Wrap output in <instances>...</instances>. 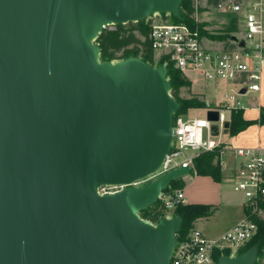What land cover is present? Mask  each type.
I'll list each match as a JSON object with an SVG mask.
<instances>
[{"label": "water", "instance_id": "obj_1", "mask_svg": "<svg viewBox=\"0 0 264 264\" xmlns=\"http://www.w3.org/2000/svg\"><path fill=\"white\" fill-rule=\"evenodd\" d=\"M181 2L0 0V264H169L181 219L152 224L139 212L190 169L97 189L159 168L180 105L164 65L101 61L95 40L155 14L181 20ZM256 258L254 245L216 264Z\"/></svg>", "mask_w": 264, "mask_h": 264}, {"label": "built area", "instance_id": "obj_2", "mask_svg": "<svg viewBox=\"0 0 264 264\" xmlns=\"http://www.w3.org/2000/svg\"><path fill=\"white\" fill-rule=\"evenodd\" d=\"M190 1L195 23L193 28L182 22H168L162 14L152 15L158 16L159 22H153L152 16L145 19L149 22L148 39L154 60L157 62L164 58L166 63H171L189 82L191 92L200 99L206 86L228 85L226 100L216 107L207 106L204 118L177 116L173 120L170 151L159 168L150 176L128 185L101 186L97 189L100 195L114 194L126 187H140L180 167L189 168L192 172L195 157L218 147L212 127L221 133L224 124L229 122L230 112L242 108L238 98L259 91L264 62V0ZM211 13L220 19L219 30L211 29L208 18ZM200 24H205L202 30ZM231 24L233 30L225 32ZM105 28L114 30L115 25ZM220 35L226 38H212ZM194 85L200 88L199 92L193 89ZM208 110L218 112L217 121L207 120ZM187 151L192 154L184 155ZM234 156L239 161L231 181L233 190L243 199L244 218L216 240L208 239L197 228L191 229L182 239L176 238L169 264H214L215 252L220 256L224 250L237 252L256 234L257 226L252 218L263 217L264 149L239 148L234 151ZM179 157L182 159L176 161ZM159 200L165 212L173 211L178 204H186L183 190H176L172 195L161 193Z\"/></svg>", "mask_w": 264, "mask_h": 264}, {"label": "trees", "instance_id": "obj_3", "mask_svg": "<svg viewBox=\"0 0 264 264\" xmlns=\"http://www.w3.org/2000/svg\"><path fill=\"white\" fill-rule=\"evenodd\" d=\"M192 5L190 0H182L179 7V14L181 20L172 16L170 18L173 22H182L193 28L195 23L192 19ZM164 17L165 14H162ZM205 24H200L199 28ZM234 26L231 24L225 32L232 31ZM149 22L146 20L137 23H127L124 25L115 26L114 30L104 28L99 33L95 40V44L100 50V60L116 62L127 59L129 57H136L145 63L154 66V52L148 39ZM206 34L205 32L201 31ZM212 38L225 39V35L212 36ZM166 61L164 58L155 62V66L163 65ZM167 69L166 78L170 84V94L172 98L179 103V109L175 112L173 120L180 115H185L190 109H205L206 103L198 96H190L188 98L181 97V92L184 89L185 93H189L190 84L183 77V75L173 67L169 62L165 65ZM253 124L264 125V107L260 108L258 121H245L242 117V110H232L230 112V119L228 123L227 134L232 137L244 131L248 126ZM222 146L216 147L211 152H202L193 159L192 175L210 177L214 182L219 183L222 178V171L220 166V155ZM185 182L181 179L173 180L169 186L162 192V194L172 195L176 190H183ZM263 217L253 216L252 221L256 224L257 230L253 238L239 248L236 255L244 253L252 246L257 247V258L255 264L264 258V203L262 205ZM213 214V208L206 205L199 204H178L172 211V216H178L181 219V226L176 238L182 239L187 236L191 229L194 228V223L202 218H208ZM141 219L157 224L161 219L166 217V212L162 209L161 201L158 199L156 203L149 206L146 210L139 212ZM223 255H230L229 250H224ZM220 256L219 252L213 255L214 264Z\"/></svg>", "mask_w": 264, "mask_h": 264}, {"label": "crops", "instance_id": "obj_4", "mask_svg": "<svg viewBox=\"0 0 264 264\" xmlns=\"http://www.w3.org/2000/svg\"><path fill=\"white\" fill-rule=\"evenodd\" d=\"M211 86L217 88L219 92L215 97V101L209 104L201 99L208 107H216L226 100L230 87L224 83ZM241 98H244L239 100L242 105L243 119L245 121H258L260 108L264 107V62L262 64L259 91L248 93ZM215 141L218 146L220 145L223 148L220 155L222 180L216 183L210 177L186 175L184 178L186 185L183 189L187 204L206 205L213 208V214L210 217L199 219L194 223V228L200 230L210 240L220 238L244 218L243 199L235 200L225 190L224 185L226 181L231 180L237 168L239 160L234 156L236 149L255 147L264 149V125H250L244 131L232 137L221 132L215 137Z\"/></svg>", "mask_w": 264, "mask_h": 264}, {"label": "rangeland", "instance_id": "obj_5", "mask_svg": "<svg viewBox=\"0 0 264 264\" xmlns=\"http://www.w3.org/2000/svg\"><path fill=\"white\" fill-rule=\"evenodd\" d=\"M208 18L210 19L209 20V22H210V25H211V29L212 30H219V29H217L218 28V26H219V21H220V19H219V17L215 14V13H211V14H209L208 15ZM159 17L158 16H152V21L153 22H159ZM164 19H166L168 22H173L172 21V19L168 16V15H165L164 16ZM155 60H154V66H155ZM195 86V85H194ZM195 91H197V92H199L200 91V88H198V87H194L193 88ZM218 89L217 88H214L213 86H211V85H208V86H206V88H205V90H204V94L202 95V96H200L205 102H207V103H209V104H211V103H213L214 101H215V97H216V95H218ZM190 96H196V95H194L192 92H191V90L189 89V93L187 94V93H185V91H184V89L182 90V92H181V97H184V98H188V97H190ZM239 100H242V99H244V98H238ZM208 106V105H207ZM211 106V105H210ZM204 116H205V110L204 109H190V110H188V112L184 115V117L185 118H204ZM190 154H192V152H190V151H187V152H184V155H186V156H188V155H190ZM182 159V157H179V158H177L176 159V161H179V160H181ZM188 176H191L192 175V172H190L189 174H187ZM186 176H184V177H182V178H180L181 180H183L184 181V178H185ZM224 187H225V190H227L228 192H229V194H231L234 198H235V200H241L242 198H241V195L239 194V193H236L234 190H233V183H232V181L231 180H229V181H226V183H225V185H224ZM166 217L167 218H171V217H173L172 216V211H168V212H166ZM230 254H232V255H236V251L234 250V249H231L230 250ZM258 264H264V258H262V259H260L259 261H258Z\"/></svg>", "mask_w": 264, "mask_h": 264}]
</instances>
